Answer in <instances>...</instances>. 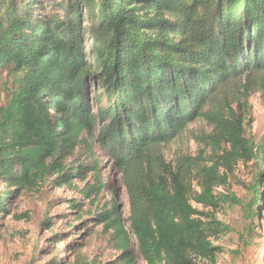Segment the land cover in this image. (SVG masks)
I'll return each instance as SVG.
<instances>
[{
  "label": "trees",
  "instance_id": "16d2710c",
  "mask_svg": "<svg viewBox=\"0 0 264 264\" xmlns=\"http://www.w3.org/2000/svg\"><path fill=\"white\" fill-rule=\"evenodd\" d=\"M44 3L0 0V214L13 187L71 185L88 168L98 178V162H68L96 144L130 201L126 222L116 202L94 214L120 251L105 264H136L133 238L146 264H216L213 240L229 229L216 190L240 162L261 160L264 203V134L261 147L246 134L250 96L264 92V0ZM199 120L212 164L183 151L168 161L164 147Z\"/></svg>",
  "mask_w": 264,
  "mask_h": 264
},
{
  "label": "rangeland",
  "instance_id": "374dc122",
  "mask_svg": "<svg viewBox=\"0 0 264 264\" xmlns=\"http://www.w3.org/2000/svg\"><path fill=\"white\" fill-rule=\"evenodd\" d=\"M43 1L46 4L47 0ZM54 2L56 0L51 4ZM51 9L57 11L58 7ZM90 46L87 38V51ZM102 102L107 104L105 98ZM249 106L246 134L261 147L264 92L254 90ZM211 130L212 127L203 120L192 123L179 141L164 147L166 159L172 160L176 153L183 151L198 165H211L213 148L202 139ZM84 158L87 164L92 160L98 162V178L88 168L86 178L74 177L71 185L57 186L49 180L37 189H8L11 195L6 201V211L0 214V264H50L54 258L61 260V264H105L116 260L120 251L111 239V231H105L103 225L94 220V214L103 208L110 209L116 202L125 222L128 220L130 201L122 174L96 144L93 148L82 144L68 162H84ZM260 165L261 160L240 162L229 175L228 182L216 190L224 200L214 214L223 227L229 228L213 240L222 248L216 264H264V203L260 205L257 193L260 190L256 183ZM221 173H224L223 169ZM196 177L193 173L194 184L197 183ZM87 184L95 186L91 197L80 191ZM6 188L5 183L0 182V190ZM196 190L200 188L197 186ZM75 203L79 206L74 207ZM193 205L206 214L211 212L210 208L196 202ZM133 248L136 264H146L138 252L135 238Z\"/></svg>",
  "mask_w": 264,
  "mask_h": 264
}]
</instances>
